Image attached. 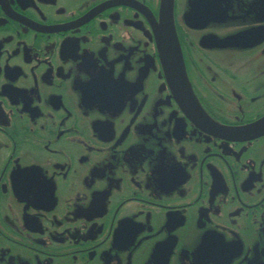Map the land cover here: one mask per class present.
I'll return each instance as SVG.
<instances>
[{
    "label": "flooded vegetation",
    "instance_id": "af4514ba",
    "mask_svg": "<svg viewBox=\"0 0 264 264\" xmlns=\"http://www.w3.org/2000/svg\"><path fill=\"white\" fill-rule=\"evenodd\" d=\"M0 0V264H264V0Z\"/></svg>",
    "mask_w": 264,
    "mask_h": 264
},
{
    "label": "water",
    "instance_id": "95a60500",
    "mask_svg": "<svg viewBox=\"0 0 264 264\" xmlns=\"http://www.w3.org/2000/svg\"><path fill=\"white\" fill-rule=\"evenodd\" d=\"M172 0H162L159 17L160 28L158 34V54L161 57L163 70L167 81L170 83L173 94L179 107L190 118L191 122L198 128L205 130L216 129L217 134L222 137L233 138L239 132L216 126L214 122L203 112L194 98L185 78L180 49L172 28ZM264 128V121L251 126L250 131H260Z\"/></svg>",
    "mask_w": 264,
    "mask_h": 264
}]
</instances>
